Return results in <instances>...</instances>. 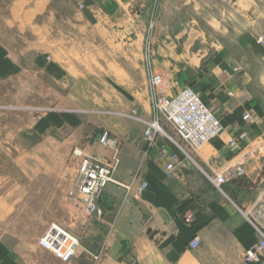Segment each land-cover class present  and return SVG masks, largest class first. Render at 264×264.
I'll return each instance as SVG.
<instances>
[{"label":"crops","instance_id":"crops-1","mask_svg":"<svg viewBox=\"0 0 264 264\" xmlns=\"http://www.w3.org/2000/svg\"><path fill=\"white\" fill-rule=\"evenodd\" d=\"M154 11L155 72L169 73L180 88L197 89L218 114L223 131L205 150L181 148L162 135L149 145L145 127L127 122L129 117L121 113L115 129L104 130L120 143L115 177L123 182L135 176L147 180L142 197L134 200L110 183L100 200L104 215L81 212L76 219L83 252L70 263L42 249L39 235L30 247L16 248L0 239V264H244L246 250L261 240L239 207L253 202L264 184V152L245 163L244 176L221 190L210 177L237 156L239 147L264 138V43L257 41L264 33V0H160L158 5L155 0H83V21L98 29L99 65L105 59L102 39L110 37L119 48L110 72L121 95L117 106L138 105L144 118L151 117L152 106L146 78L138 81L139 75L147 76L139 59ZM68 62L70 58L67 74ZM4 65L0 71H8V76L17 72L15 62ZM245 110L259 115L261 122H246ZM240 136L239 147H231L229 139ZM162 146L178 156L171 175ZM96 150L104 161L113 155V149L102 144ZM195 235L202 242L191 249L188 243ZM251 264H264V255Z\"/></svg>","mask_w":264,"mask_h":264},{"label":"rangeland","instance_id":"rangeland-1","mask_svg":"<svg viewBox=\"0 0 264 264\" xmlns=\"http://www.w3.org/2000/svg\"><path fill=\"white\" fill-rule=\"evenodd\" d=\"M151 15L139 59L147 76L138 81L147 80L152 117L157 12ZM109 38L100 42L105 59L99 65L98 29L83 21V0H0V67L17 64L9 76L0 71V239L16 248L35 244L52 222L77 236L81 211L74 194L82 157L99 159L98 137L115 129L121 113L144 127L151 118L138 105L117 106L121 95L110 72L119 48Z\"/></svg>","mask_w":264,"mask_h":264},{"label":"built area","instance_id":"built-area-1","mask_svg":"<svg viewBox=\"0 0 264 264\" xmlns=\"http://www.w3.org/2000/svg\"><path fill=\"white\" fill-rule=\"evenodd\" d=\"M259 43H264V33L257 38ZM149 85L152 95L154 114L145 121L144 139L149 145L153 144L159 136H165L173 140L179 147L185 145L193 151H198L205 144L218 137L223 131V124L219 116L212 111L200 95L190 86L179 87V82L173 79L169 73L152 71L149 75ZM243 119L251 124L261 122L257 114L245 110ZM168 123L173 131L172 137L163 125ZM240 139L232 137L229 145L239 147ZM99 143L113 149V155L106 161L93 156L82 157L78 167L74 205L78 210L88 216L100 218L104 215V209L100 200L110 183L122 187L128 196L134 200L142 197L148 188L145 179L137 181V177L130 182L119 181L115 172L120 163V143L109 131H104L99 137ZM264 152V138H258L248 142L244 147L238 148L237 156L226 163L219 173L210 177L214 186L221 190L223 186L245 175V163ZM162 157L168 160L166 172L171 175L176 167L178 156L174 152L161 147ZM147 152L143 153V159ZM245 218L251 222L261 235V240L246 250L244 264L260 262L264 255V184L259 188L256 198L247 206L239 207ZM201 238L195 235L188 246L197 249L201 245ZM40 247L51 252L63 263H70L80 255V238L63 228L56 222H52L38 239Z\"/></svg>","mask_w":264,"mask_h":264}]
</instances>
